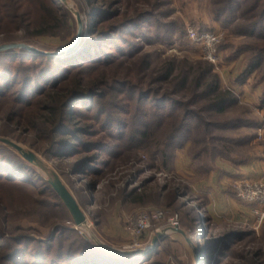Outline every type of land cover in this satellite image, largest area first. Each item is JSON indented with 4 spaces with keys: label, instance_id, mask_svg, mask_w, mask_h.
<instances>
[{
    "label": "rangeland",
    "instance_id": "374dc122",
    "mask_svg": "<svg viewBox=\"0 0 264 264\" xmlns=\"http://www.w3.org/2000/svg\"><path fill=\"white\" fill-rule=\"evenodd\" d=\"M22 1L33 3L32 0ZM51 1L70 17L73 27L70 41L78 27L72 7L83 21V41L89 37L97 39L95 46L87 47L88 55L91 57L102 50L106 52L103 62L113 57L109 62L112 66L106 67H98L100 61H81L83 66L90 67L88 72L92 78L106 75L132 80L142 86V92L152 88L154 98L163 97L160 95L162 83L154 79L157 76L151 74L152 67H163L172 59L180 69L189 62L201 60L213 65L220 78V87L230 90L236 103L223 112L205 111L203 102L192 105L200 112V117L192 121L190 131H181L180 127L174 131L181 121L177 115L186 105L179 108L167 103L162 109L165 112H160L150 104L151 99H144L139 110L130 108L122 113L125 109L121 103L115 127L101 132L100 121L93 128L94 132L99 130L98 135L91 136L93 132L89 131L90 136L80 138L83 143L99 141L104 148L85 147L79 154L67 149L65 154L55 156L54 148L58 144L54 143L57 138L53 134L40 137L42 134L35 130L4 123L1 119L0 136L32 150L61 176L83 209L88 228L107 244L128 249L150 248L157 233L168 227H179L193 240L191 246L181 233L169 232L159 240L157 247L133 256L129 264H195L196 248L200 252L199 264H264V218L259 221L249 205L243 206L247 203L237 196L241 181L264 182V61L260 69H250L251 48L264 42L257 37L264 28L258 29L257 36L235 33L226 16L217 17L228 0H70L71 7L60 0ZM255 1L244 2L247 9ZM262 2L258 5L255 2L249 14L260 11L264 6ZM104 17L107 23H99ZM111 27L121 28L103 45L98 32L102 28L108 33ZM189 27L222 31L218 63L204 57L201 47L188 37ZM24 34L18 21L6 25L0 20V44L22 42L42 50H56L65 45L54 37L25 40ZM146 62L151 64L150 69L145 67ZM181 92L183 96L185 91ZM191 94L192 91H186L184 100H190ZM101 100L81 98L72 106L84 110L85 102L88 110L92 109L91 113L101 114L100 109L105 108ZM12 107L10 98L6 100L0 96V118L7 116ZM143 131L148 133L146 138L140 135ZM80 141L75 142L81 144ZM13 152L20 156L15 150ZM29 164L37 175L31 184L26 183L27 186L43 192L52 188L47 174ZM220 189L234 200L220 206L222 213L214 218L212 213L218 210L216 197ZM37 200L39 204L27 201L26 207L11 211L13 225L22 228H10L6 238L21 235L41 241L52 238L51 263L72 264L67 261L69 257L73 264H87L86 250L82 249L80 241L101 247L75 228L74 219L61 198L51 199L46 193L37 196ZM52 200L56 206L44 204ZM153 210L163 212L161 219L151 221L135 234L140 214ZM175 215L178 216L177 225L170 220ZM218 239L221 242L215 243ZM6 246V242L0 241V264H4L6 256L1 251ZM61 253L65 257L59 260ZM113 261L110 259L106 263L115 264ZM29 262L35 260L30 257Z\"/></svg>",
    "mask_w": 264,
    "mask_h": 264
},
{
    "label": "trees",
    "instance_id": "16d2710c",
    "mask_svg": "<svg viewBox=\"0 0 264 264\" xmlns=\"http://www.w3.org/2000/svg\"><path fill=\"white\" fill-rule=\"evenodd\" d=\"M32 1L33 3L29 5L22 0H3L0 2V20L6 25L18 21V25L25 30L23 36L25 40L54 37L60 40V44H69L73 27L67 12L61 6L53 4L51 0ZM244 2L248 3V0H228L227 6L219 9L217 17L219 19L226 16L225 19L232 23L235 33L257 36L258 29L264 28V6H261L257 13H249L253 11L255 2L258 5L260 2L264 3V0H256L248 9L247 3ZM242 19L245 20L242 21ZM99 21L102 24L107 23V18ZM98 28L99 25L96 29ZM120 28L111 27L108 33L103 32L101 28L98 34L102 36L100 38L103 41L102 44H105L106 39H109L111 34L116 33ZM257 37L264 39V30ZM96 40V38H87L82 42L81 50L78 48L66 58L31 54L18 55L13 52L0 53V96L5 97L6 100L10 98L13 106L7 116H2L0 119L4 123H16L27 130H35L37 134H42L39 135L40 137L53 134V137L57 138L54 143L58 144V147L54 145V155L59 156L65 154L67 149H74L73 151L79 154L85 147H90L92 150L95 146L104 148L105 145L103 146L99 141L88 140L83 143L80 138L85 135L96 136L99 130L109 131V127L112 129L119 121L118 117L116 118L117 114L125 113L130 108L139 110L144 99H151L150 104L160 112H165L162 109H165L167 103H172L179 108L186 105L185 109L180 112L181 117L180 114L177 115L181 121L174 131L178 127L182 129L181 131L191 130L192 121L200 117V112L195 111L192 105H199V102H203L206 104L207 110L205 111L223 112L228 106L236 103L233 93L220 87V78L214 71L213 65L201 60L189 62L180 69L172 59L160 68L152 67L149 62H146L145 67L148 69L152 67L151 74L157 76L154 77L156 82L162 83L163 92L160 95L163 97L154 98L152 88L150 91L142 92V86L135 84L132 80L111 78L106 75L92 78L88 72L90 67L83 66V62L100 61L97 64L98 67L113 64L109 63L113 61V57L102 61L106 54L102 50L91 57L88 55L87 47L95 46ZM251 49V61L253 62L250 69H260L264 61V42ZM81 61L83 62L80 63ZM151 82L154 83L153 80ZM182 90L185 91L183 96L180 95ZM188 90L192 91V94L191 99L187 101L184 97ZM173 95L183 98L176 99ZM86 97L102 99L100 104L104 103L105 108L101 110L98 107L101 114L91 113L92 109L88 110L85 102L81 104L84 110L72 106L74 101ZM121 103L124 104L123 109L125 110H121V105H123ZM198 107L202 109L201 106ZM103 114L105 116L101 118ZM173 119L176 124V118ZM100 121L99 130L94 132L93 128ZM89 131L93 134L89 135ZM140 135L146 138L148 133L143 131ZM75 141H80L81 144ZM13 151L7 145L0 144V241L7 243L1 251L6 256L3 263L50 264L52 238L45 241L23 235L6 238L10 228H22V226L13 225L11 211H15L16 207H26L27 201L31 204H39L37 196L46 195V193L51 199L60 198L53 187L44 192L28 187L26 183L31 184L37 173L23 157L16 155ZM53 203V200L44 202L49 207L56 206ZM60 206L63 207V205ZM219 242L221 239L215 241V243ZM80 245L86 250L84 256L88 259L85 261L87 264H107L106 262L110 259H113L115 264H129L133 261L131 256L113 258L102 248L89 246L85 240L80 241ZM64 255L61 253L58 259H63ZM30 257L35 262H29ZM71 259L68 257L67 261L73 264Z\"/></svg>",
    "mask_w": 264,
    "mask_h": 264
},
{
    "label": "water",
    "instance_id": "95a60500",
    "mask_svg": "<svg viewBox=\"0 0 264 264\" xmlns=\"http://www.w3.org/2000/svg\"><path fill=\"white\" fill-rule=\"evenodd\" d=\"M64 4H67L70 6V0H60ZM71 7V6H70ZM71 10L75 13L78 27L77 32L73 40L67 44L64 45L56 50H42L40 48H37L33 45L22 43V42H12V43H4L0 44V53L4 52H14V51H21V52H27V53H35V54H43L49 57H63L67 56L73 52H75L79 46L82 44L83 41V21L80 16V14L71 7ZM0 143L5 144L9 147H11L13 150H15L21 157H23L27 162L35 165L40 170H42L47 176L49 177V183L53 187V189L56 191L58 196L63 201L64 205L72 215L75 223V228L80 230L82 233H84L87 237L94 240L104 251L112 254V255H119V256H131L135 257L137 255L143 254L146 251H149L152 247H157L159 240H162L169 234V232L176 231L184 235L188 241V243L193 246V240L189 237H187V233L180 229L179 227H168L161 232H158L157 235L153 238V242L150 246V248L145 249H128V248H118L113 245L107 244L103 240H101L99 237L93 234L90 228H88V220L87 217L81 208L79 202L77 201L76 197L73 195V193L69 190L67 185L62 180L61 176L50 166L46 164V162L40 158L35 152L32 150L24 147L20 143L5 137L0 136ZM196 253V261L195 264L200 263V252L199 249H195Z\"/></svg>",
    "mask_w": 264,
    "mask_h": 264
},
{
    "label": "built area",
    "instance_id": "2783aa9c",
    "mask_svg": "<svg viewBox=\"0 0 264 264\" xmlns=\"http://www.w3.org/2000/svg\"><path fill=\"white\" fill-rule=\"evenodd\" d=\"M188 37L201 47L204 57L213 62L220 61L219 44L222 40V31L199 30L188 28ZM237 196L251 207V211L261 221L264 218V182L243 180L237 187ZM163 216L161 210H153L140 214L134 233L137 234L146 228L151 221H158ZM173 225L178 224V216L170 218Z\"/></svg>",
    "mask_w": 264,
    "mask_h": 264
},
{
    "label": "crops",
    "instance_id": "0c3cea01",
    "mask_svg": "<svg viewBox=\"0 0 264 264\" xmlns=\"http://www.w3.org/2000/svg\"><path fill=\"white\" fill-rule=\"evenodd\" d=\"M250 173H252V172L250 171ZM248 174H249V173H248ZM221 190H222V189H220V191H219V193H218V195H217V197H216V201L218 202V210L215 211L214 213H212V216H213L214 218L218 217L219 214L222 213V211H221V207H222L223 205H225L226 201L228 202L227 204H229L230 200H234L233 197H229L227 194H223ZM208 197H211V195L209 194ZM240 202H241V201H240ZM220 206H221V207H220ZM243 206H247V207H248V204H243ZM249 207H250V206H249ZM250 209H251V207H250Z\"/></svg>",
    "mask_w": 264,
    "mask_h": 264
}]
</instances>
